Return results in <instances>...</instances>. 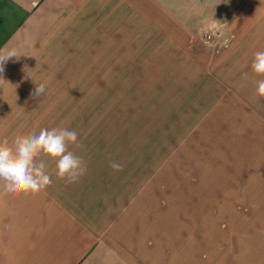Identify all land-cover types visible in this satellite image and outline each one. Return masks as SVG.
<instances>
[{
    "label": "crops",
    "instance_id": "1",
    "mask_svg": "<svg viewBox=\"0 0 264 264\" xmlns=\"http://www.w3.org/2000/svg\"><path fill=\"white\" fill-rule=\"evenodd\" d=\"M224 1L226 7L220 10L219 0H0V51L18 53L0 73V140L12 142L40 131L42 117L58 113L57 105L50 104L57 99L58 72L52 67L58 62L44 50L55 47L49 46L51 40L73 19H101L110 11L119 25L127 21L131 35L141 18L152 31L164 28L172 36L195 35L209 23L217 28L218 19L230 20L232 27L241 16L243 30L234 34L242 39L255 34L247 25L251 0ZM140 3L145 15H140ZM240 4L243 10L236 13ZM237 43L233 38L216 55L215 67L223 53L230 57ZM185 49L193 53L191 46ZM44 67L50 69L44 72ZM244 76L236 88L215 73L198 74L197 82L204 87L197 92L203 99L256 98L258 76ZM37 85H44V92L35 97ZM215 87L220 88L217 95ZM213 109L212 114H229L221 105ZM76 155L87 164L77 182L57 178L55 161L44 154L38 160L46 163L52 179L44 190L11 194L0 181V264H264V206H210V217L204 218L201 161L187 163L176 154L162 160ZM113 161L122 170L115 171ZM156 162L161 165L156 167Z\"/></svg>",
    "mask_w": 264,
    "mask_h": 264
},
{
    "label": "rangeland",
    "instance_id": "2",
    "mask_svg": "<svg viewBox=\"0 0 264 264\" xmlns=\"http://www.w3.org/2000/svg\"><path fill=\"white\" fill-rule=\"evenodd\" d=\"M250 5L247 25L255 34L245 39L234 34L243 30L241 16L232 27L230 20L218 19L217 28L209 23L195 35L172 36L164 28L152 31L141 18L131 27V35L127 21L119 25L110 11L101 19H73L51 40L49 46L55 47L44 50L47 57L55 54L58 62L52 67L58 72L57 99L50 102L58 113L42 117L43 129L52 123L75 130L77 143L69 145L75 154L156 160L176 154L185 156L187 163L201 161L204 218L210 217V206H264V97L255 92L256 98L203 99L197 92L204 87L197 82L198 74L206 72L220 76L222 83L231 80L236 88L245 74L264 79L251 68L254 54L264 51V0H251ZM222 7L226 1L219 0ZM140 8V15H145L141 3ZM235 10H243L242 5ZM233 38L238 40L234 51L230 57L223 53L222 63L215 67L216 55ZM188 46L193 50L190 55ZM213 90L217 95L220 88ZM215 105L229 114H212ZM226 121L229 127L224 126Z\"/></svg>",
    "mask_w": 264,
    "mask_h": 264
},
{
    "label": "clouds",
    "instance_id": "3",
    "mask_svg": "<svg viewBox=\"0 0 264 264\" xmlns=\"http://www.w3.org/2000/svg\"><path fill=\"white\" fill-rule=\"evenodd\" d=\"M15 49L0 51V73L9 59L17 57ZM253 72L264 76V51H257L251 64ZM256 93L264 97V79L257 82ZM44 85H37L34 95L40 96ZM78 133L68 128L41 129L39 133L16 136L12 142L7 138L0 140V181L8 193H38L52 184V179L42 154L55 161L57 178L68 183L77 182L87 172V164L82 157L69 150L70 144H76ZM115 171L123 165L111 162Z\"/></svg>",
    "mask_w": 264,
    "mask_h": 264
}]
</instances>
